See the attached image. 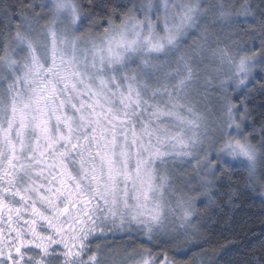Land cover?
I'll use <instances>...</instances> for the list:
<instances>
[{
    "label": "snow or ice",
    "instance_id": "obj_1",
    "mask_svg": "<svg viewBox=\"0 0 264 264\" xmlns=\"http://www.w3.org/2000/svg\"><path fill=\"white\" fill-rule=\"evenodd\" d=\"M252 193L264 0H0V264H220Z\"/></svg>",
    "mask_w": 264,
    "mask_h": 264
},
{
    "label": "trees",
    "instance_id": "obj_2",
    "mask_svg": "<svg viewBox=\"0 0 264 264\" xmlns=\"http://www.w3.org/2000/svg\"><path fill=\"white\" fill-rule=\"evenodd\" d=\"M251 196L254 198L246 194L231 211L223 209L209 224L206 231L209 244L205 247L216 254L220 264H248L254 250L259 254L264 241V206L257 193Z\"/></svg>",
    "mask_w": 264,
    "mask_h": 264
}]
</instances>
